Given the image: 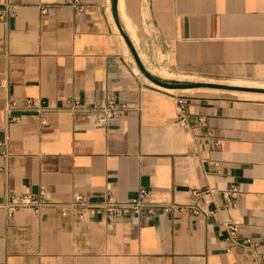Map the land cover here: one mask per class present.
Returning a JSON list of instances; mask_svg holds the SVG:
<instances>
[{
	"label": "crops",
	"instance_id": "0c3cea01",
	"mask_svg": "<svg viewBox=\"0 0 264 264\" xmlns=\"http://www.w3.org/2000/svg\"><path fill=\"white\" fill-rule=\"evenodd\" d=\"M120 2L0 0V264H264V98L221 86L264 83V0H124L134 39ZM141 188L140 219L69 209Z\"/></svg>",
	"mask_w": 264,
	"mask_h": 264
},
{
	"label": "built area",
	"instance_id": "2783aa9c",
	"mask_svg": "<svg viewBox=\"0 0 264 264\" xmlns=\"http://www.w3.org/2000/svg\"><path fill=\"white\" fill-rule=\"evenodd\" d=\"M69 103L71 108L74 110H83L86 108L79 100H71ZM14 106L15 104L11 103L8 107L9 110L11 111ZM28 108L40 111L45 107H41L40 100L29 99ZM95 108H100L105 112V116L98 119L99 124H105L109 119L114 117L117 111H123L125 107L119 106L115 100L109 99L105 104L97 105ZM179 110L182 118L181 120H184L187 113V102L184 98L179 100ZM226 193L229 196L236 197L239 190L236 186H232ZM199 196V191L194 192L195 202L198 200ZM54 205L56 204H53L49 200L46 188H42V190L38 193L24 192L12 194L8 201L4 204V207L7 209L9 216H13L17 211L24 208L43 212ZM159 207V205L151 200L149 190L141 188L136 197L127 201L118 200L111 191L108 192L105 199L100 203L91 202L84 194L77 193L74 196L69 209L80 216H83L86 212L96 213L98 211H103L108 217L114 219L124 217H135L136 219H140L143 216L155 213ZM229 226L231 227L233 233H235L238 227V222L229 223Z\"/></svg>",
	"mask_w": 264,
	"mask_h": 264
},
{
	"label": "bare ground",
	"instance_id": "6f19581e",
	"mask_svg": "<svg viewBox=\"0 0 264 264\" xmlns=\"http://www.w3.org/2000/svg\"><path fill=\"white\" fill-rule=\"evenodd\" d=\"M120 12H121V15H122V19H123V23L126 25L128 31L132 34V37L134 39V36L136 35L135 34V29H134V26L130 20V18L128 17V15L126 14V11H125V5H124V0H121L120 2ZM124 25V27H125ZM136 41V40H135ZM137 44V43H136ZM140 47V46H139ZM143 52V51H141ZM144 53V52H143ZM152 69V68H151ZM155 69V68H154ZM157 69V68H156ZM161 71V70H159ZM166 71V70H165ZM169 71V70H168ZM172 72V71H171ZM170 72V73H171ZM158 73V72H157ZM161 75H162V72H160ZM165 73V72H164ZM166 75V74H165ZM176 75V74H175ZM174 76V75H173ZM172 76V77H173ZM180 77V75H178ZM175 77V76H174ZM177 77V76H176ZM187 76H183L180 77L181 79L182 78H185ZM178 78V77H177ZM188 78V77H187ZM151 82V81H149ZM229 83V82H228ZM231 84H242V83H238V82H230ZM257 85V84H256ZM256 87V86H255ZM202 90H216L214 87H202L201 88ZM243 95H246V96H249V97H263L264 98V93H257V92H243L241 93Z\"/></svg>",
	"mask_w": 264,
	"mask_h": 264
},
{
	"label": "water",
	"instance_id": "95a60500",
	"mask_svg": "<svg viewBox=\"0 0 264 264\" xmlns=\"http://www.w3.org/2000/svg\"><path fill=\"white\" fill-rule=\"evenodd\" d=\"M197 86H210V87H215L218 86L216 84H196ZM224 87H229V88H236V89H242V90H248V91H256V92H263L264 93V87H254V86H231V85H221Z\"/></svg>",
	"mask_w": 264,
	"mask_h": 264
},
{
	"label": "rangeland",
	"instance_id": "374dc122",
	"mask_svg": "<svg viewBox=\"0 0 264 264\" xmlns=\"http://www.w3.org/2000/svg\"><path fill=\"white\" fill-rule=\"evenodd\" d=\"M190 80L192 81H198V80H206V79H203V78H200V77H196V76H187ZM231 82H236V81H231ZM230 83V82H229ZM238 83H241V82H238ZM243 84V83H242ZM249 85L247 86H254V85H264V83H260V82H253V83H247Z\"/></svg>",
	"mask_w": 264,
	"mask_h": 264
}]
</instances>
